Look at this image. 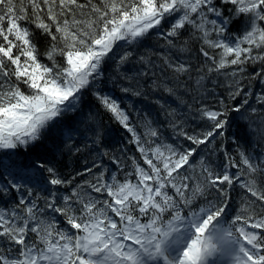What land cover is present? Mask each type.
I'll use <instances>...</instances> for the list:
<instances>
[{"label": "snow or ice", "instance_id": "snow-or-ice-1", "mask_svg": "<svg viewBox=\"0 0 264 264\" xmlns=\"http://www.w3.org/2000/svg\"><path fill=\"white\" fill-rule=\"evenodd\" d=\"M0 150V264H264V0H0Z\"/></svg>", "mask_w": 264, "mask_h": 264}, {"label": "trees", "instance_id": "trees-1", "mask_svg": "<svg viewBox=\"0 0 264 264\" xmlns=\"http://www.w3.org/2000/svg\"><path fill=\"white\" fill-rule=\"evenodd\" d=\"M156 42V38H153V40L151 41H148L149 44H154ZM43 51V48L41 49ZM138 51L140 52H143L145 51V49H139ZM218 91H223L222 89L218 90ZM106 117H104L105 119ZM105 124L108 125V127L110 128H115L116 125H114L111 121H109L108 119L105 120ZM118 127V126H117ZM232 132H237V131H240V134L241 135H244L243 131L238 129L237 125L234 124L232 126V129H231ZM113 135H115V133H113ZM34 159V157H32ZM13 159L15 160H18L19 162H26V159H25V156H23L21 159L19 157H13ZM69 163H72V161H69Z\"/></svg>", "mask_w": 264, "mask_h": 264}]
</instances>
